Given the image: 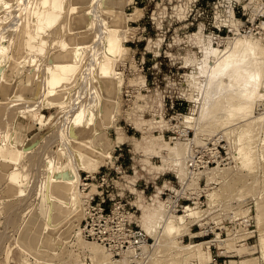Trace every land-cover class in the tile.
I'll return each mask as SVG.
<instances>
[{"label": "rangeland", "instance_id": "rangeland-1", "mask_svg": "<svg viewBox=\"0 0 264 264\" xmlns=\"http://www.w3.org/2000/svg\"><path fill=\"white\" fill-rule=\"evenodd\" d=\"M41 1H0V158L8 159L10 151L16 148L19 152L16 163L22 174L18 190L9 197H0V264H24V261L30 264H79L77 261L98 264L99 258H91L82 244L77 246L86 241L101 246L102 250L104 248L103 251L109 254L110 258L107 259L110 264H124L120 262L124 258L126 264H170L171 256L168 254L175 249L169 247L170 250H167L170 253L165 246L168 248L169 244H177L175 246L182 248L185 243L204 241H209V244H202L203 252L209 248L212 259L200 260L203 256L197 254L191 257L184 249L174 257L183 260L188 256L187 264H264L260 244V238L264 236V219L257 218V205L264 202V124H261L264 121V97L254 100L252 107L254 116L259 117L261 113V122L258 120L256 124H260L261 130L253 127V124L247 126L244 121L241 122L253 117L245 119L235 115L231 119L234 116H229L225 111L220 113V110L216 114L220 118L222 115L221 119L228 116L226 118L231 120L220 123L218 121L221 119L218 120L215 115L205 118L207 121L203 119L207 123L202 124L204 121L199 119L203 118L200 114L205 105V86L208 87L205 83H208L209 66L213 63L208 64L206 73H199L202 62L199 60L204 59V49L208 45L220 50L228 49L238 37L252 41L251 36H255V45L259 40L260 47L264 45V0H86L81 4L82 10L79 9L89 16L83 28L70 27V0H63L64 6L58 18L41 34L40 39H45L47 43L39 48L41 40H37L34 42L35 48L28 49L22 42L27 38L25 31L35 33L31 10L44 9ZM105 12L110 14L106 17ZM110 16L124 20L125 25L120 26L124 28H118L117 33L125 50L113 64L118 86L113 126L107 128L113 144L111 157H106L101 164L92 165L96 168L94 170H79L82 182L78 187L85 206L80 212L79 235L85 241L76 242V237L63 241L58 237L60 233L78 230L74 225L78 219L75 217L60 228L38 225L28 238L25 233L31 222V209L35 208V203L39 205L42 191L44 194L47 190L42 184L45 183L49 160L54 161L59 157L63 165L69 162L70 151L75 144L82 145L78 137H75L77 140L74 138V135L77 136L73 132L77 121L86 122L87 118L93 119L98 114L97 101L100 97L96 80L100 76L98 66L103 58L105 36L110 31ZM83 37L87 39L79 40ZM75 40L79 42L75 47L80 50L75 80H72L64 105L49 107L46 102L44 104V94L46 66L52 63L50 52L61 49V41L69 44ZM228 41L231 42L226 47ZM18 45L22 50L15 57L12 51L15 52ZM261 59L264 60V57ZM262 60L259 59L258 64ZM195 83L199 88L197 84L194 86ZM184 115L194 119L184 121ZM213 118L217 121H213ZM208 119L214 123L209 124L211 121L208 122ZM229 120L232 122L230 126L227 125ZM218 123L230 129L231 133L228 134L227 129ZM222 123H227V126ZM237 123L241 126V132ZM207 125H218L219 128L211 127L216 128L212 133L211 128L206 129ZM244 125L249 130L253 128L251 131H255V134L247 132ZM242 128L244 133L247 132L246 138L248 135L254 138L249 137L248 140L242 136ZM239 136L246 140H240L242 145L252 144L249 145L254 155H251L254 159H251V168L233 158L239 149L236 147L241 144ZM74 140L75 144L72 142ZM178 143H185V149L182 148L185 163L182 162L188 166V171L185 170L183 177L186 179L183 180L179 179L178 166L170 164V161L174 162V157L170 156L174 149L169 148L174 144L178 148L181 145ZM84 160L89 162L87 158ZM212 167L219 169V172L216 171V174ZM210 169L211 174L216 175L214 180L208 181L206 175ZM101 201H104L102 205L108 214L107 224L101 226V230L105 229L104 237L98 234L95 219L93 232L85 229V219L95 215L93 206ZM184 205L195 206L197 211H201L187 217L185 224L173 218L183 230L175 231L171 236L165 235V232H161L160 223L156 230L158 235L156 232L155 235L149 234L146 227L156 224L155 213L164 210L163 214L166 212L176 216L183 213ZM134 229L144 233L140 246L131 244ZM31 238L35 239L34 243ZM169 240L171 243L163 242ZM22 244H27L28 247H25L32 250L43 246L49 252L36 256L30 250H24ZM142 244L146 246L144 249ZM202 255L206 257L204 253Z\"/></svg>", "mask_w": 264, "mask_h": 264}, {"label": "bare ground", "instance_id": "bare-ground-1", "mask_svg": "<svg viewBox=\"0 0 264 264\" xmlns=\"http://www.w3.org/2000/svg\"><path fill=\"white\" fill-rule=\"evenodd\" d=\"M84 1H86V0H70V8L68 10L69 11L68 22H69L70 27H72V28L73 27H82L83 28L87 25V23L89 21V16L86 13H82L83 11L80 12V10H79L82 8L81 4H84L83 3ZM41 4L44 7V9H33V10H31L32 15H33V19H32L33 22L32 23H34V32L35 33L34 34L31 33L32 31L30 32V30L27 32L25 31V33H27V35H26L27 38H25L24 41L22 42L23 43L22 45L26 46V48H28V49L35 48L36 44L34 42H36L37 40L38 41L41 40V43H40L41 45H39V48L40 47L42 48L43 45L47 43V42L46 43L44 42L45 39L44 40L40 39V37L42 36L41 34L43 33V31L45 30L46 27L50 26L51 24H53L56 21L61 10L63 9L64 1L63 0H42ZM30 8H32V7H30ZM28 13H30V11ZM109 14L105 12V16L109 15ZM30 15H31V13H30ZM118 15H120V14H118ZM110 17L111 18H109V20L107 19L109 21L110 31H108L109 33L106 34L107 36H105L104 48H103V58L101 59V63L98 66L100 76L96 80V88H97V92H98L99 97H100L99 100L97 101V102H99L98 107H97V108H99L98 114L93 119L91 117L87 118L88 122L86 120H85L86 122H82L81 121L82 119H80L81 122L77 121L76 125H75V123L72 125V127L75 125L73 132L77 135V136L74 135V138L78 137V139L82 145L78 144V145H80L78 147L77 143L75 144V140L72 141L75 144V146L72 150L73 153H72V151H70L69 148H67V149H69L70 154H71L69 156V157H71V158H69V162H67V163H65V165H63L61 163V161L59 160V157H57V159L54 161H53V159H51V160L48 159L49 161H51L49 164L44 162V164H43L44 166H46L45 164H47V170L45 169L47 172H46L45 180L42 179L45 181V183H43L42 185H45V187H43V188H46L47 190H46V193H44V194H42L43 193V191H42V193H41V195L43 196V197L41 196L42 200L40 199V203L37 202V203H39V205L37 206L35 203V205H34L35 208L31 209V210H33V214H32V218H31V222L28 224V228H27L26 233H25V236L26 237L28 236V238L31 237V235H29V233L38 225H42L43 227L47 226V228L49 226H57V228H60L67 221H69L70 219L75 217L78 219L74 223V225L77 227L78 230L68 231L67 234H61L60 233L58 235V237L62 238L63 241H68L72 237H76L75 238L76 242H78V241L80 242V241L84 240V239H81V237L79 235V230H81L80 226H79V218L82 215V213H80V212H82V210L85 208L84 200L82 199V192L78 187L80 185V183L82 182L79 170L85 169V168H91L94 170L96 168L93 167L92 165L101 164V162L106 157H111V150L113 148V144L110 142V138H109V135L107 132V128L113 126L112 117L114 116V113L116 110L115 96L117 94V86H118L117 79L115 78L116 75L113 74V72H114V69H113L114 65L113 64L115 63L114 60L117 57H119V54L123 50H125L124 49L125 46L121 43V39L119 38L118 33H117L119 30L118 28H124V27H120V26L125 25L124 20H121L120 17H114V16H110ZM14 18H15V16H14ZM121 18H123V17H121ZM10 19H13V18H10ZM10 19H8V20H10ZM121 36L122 35H120V37ZM234 37L237 38V36H233V38ZM251 37H252L251 39L253 42L250 40V38L241 39L238 37L236 40L232 39V41L233 40L234 41L232 42V45L228 49H221L220 50V48L218 49L217 47L212 46V45H208L204 49V54H205L204 59L199 60V61H202L200 63L202 66H200V64H199V67L201 68V72H199V73L203 74L205 71L207 72V70L210 69L209 70L210 75L208 74V76H209V79H207L208 83L207 82L205 83L206 85H208V87L205 86V88H207V91H205V93H204L205 97L202 96L203 99L205 100V102H204L205 105H203L204 107L202 106L203 107L202 110L204 109L203 110L204 114H202L203 113V111H202L200 115L203 116V118H199V119L203 120L205 118L214 117L215 115H217L216 113L220 110V113L225 111L226 113L227 112L229 113V116H234V117H231V119L235 118V115H239V117L242 116V118L245 117V119H249V118L253 117L249 121L244 120V119L241 120V122L244 121L245 125H247V126L250 124H253L254 125L253 127H255L258 120L261 122V119H262V117L260 119L261 113L258 115V112L256 111L257 115L259 117H257L256 115L254 116L252 113L253 112L252 107L254 105L253 104L254 100L256 101L257 98L264 97V70H263L264 67H261V66H264V63H263L264 60L261 59L262 57H264L263 56L264 55V49H263L264 45H262L263 47L261 46L262 48L260 47V45H261V44L259 45L260 40L259 41L257 40L258 42L256 41L257 44L255 45V43H254L255 36H251ZM86 39H87V37H83L79 40L84 41ZM76 41L77 40H75V42H70L69 44H67L66 41H61V49H58V50L56 49V50L50 52V55L48 54L50 56L52 63H51V65L48 64V66H46V72H47L46 74L47 75L45 77L46 94H44V104L46 102V104L49 105V107H54L56 105L62 106L60 104H63V102L66 101L65 99H67L68 93L70 92V90H69V88L71 87L70 85L73 84L72 80H75L74 75L76 72V66H77V63L79 60V55H80V50H78L79 47H75V44L79 43ZM230 42L231 41L227 42L226 47L229 46L228 43L230 44ZM19 45H20V43H19ZM257 45H258V47H257ZM15 48H18V47H15ZM257 48L260 49V51H258ZM255 49L257 50L256 51L257 53H255ZM21 50H22V47L19 46V48L16 51L14 49L15 52L12 51V53H15V54H13L15 56L18 53H20ZM11 54H10L9 58H11V56H12ZM258 55H261V57L260 58L257 57ZM214 58H215V61L213 60ZM258 58L260 60H262V62L259 63L260 66H258L259 65L258 62H260ZM210 62H213V63H211L212 65L209 66L210 67L209 69H206L208 67V64H210ZM254 63H255V65H253ZM2 66H4V65H2ZM193 76H191V77H193ZM194 80H195V78H194ZM119 83H120V81H119ZM197 83H195L194 86H196ZM200 86H202V85H200ZM196 87L199 88L198 84ZM202 87H204V86H202ZM205 88H204V90H205ZM34 94H36V91L34 92ZM94 94H95V92H94ZM95 97H96V95H95ZM259 99H261V98H259ZM255 103L257 104V102H255ZM41 105H42V102H41ZM94 106H96V105H94ZM97 108H95V109H97ZM251 113H252V115H251ZM90 114H91V112H90ZM263 114H262V116H263ZM184 116H185V119H183L184 121L185 120L192 121L194 119V117H191V116H186V115H184ZM247 116H249V117L247 118ZM216 117L218 120H220L223 116L221 115V118H220V116L217 115ZM226 117H228V116H225L224 120L230 119V118H226ZM237 117H236V119L240 121V119ZM214 119L215 118H213L212 120L217 121ZM236 119H233V121H235ZM205 120L207 121V119H205ZM205 120H203L204 122L203 121H200V122L201 123L203 122L202 124L207 123V122H205ZM224 120L221 119L218 122L221 123V121L224 122ZM230 120H229L228 124L226 123L229 126L232 123ZM210 121L208 119V122H210ZM213 121H211L209 124L214 123ZM245 121H248V122H245ZM236 122H238V121H236ZM253 122H256V123H253ZM224 123H222V124H224ZM238 123H237V128H239L240 132H241V126L238 125ZM262 123L264 124L263 120H262L261 124ZM188 124L190 125L189 122H188ZM226 124H224V125H226ZM219 125L221 126V124H219ZM241 125H243V123ZM259 125L260 124H258L256 127L261 128V126H259ZM210 126L214 128L216 125L215 126L210 125ZM244 126H242V127H244ZM205 127H206V129H207V127L211 128V127H209V125H207ZM221 127H224V126H221ZM213 128H211L212 133H213V130L216 129V128L215 129H213ZM217 128H219V127H217ZM224 128L227 129L228 134H229V132L231 133L230 129H228L227 127H224ZM245 128L248 129V127H246V126H245ZM197 129H199V128H197ZM200 129L202 130L203 128H200ZM235 129L236 128H234V130ZM243 129L244 128H242V132L244 133ZM252 129L253 128H251V130ZM251 130L248 129L247 132L250 131V133L252 135L255 132L254 130H257V129H254L253 133ZM199 131H198V133H199ZM223 131H224V129H223ZM204 132H206V131H204ZM247 132L245 131L244 135H242V136L245 137ZM207 133H208V130H207ZM225 133H226V131H224L223 134H225ZM228 134H227V137H228ZM251 135H248V136L250 137V139H253L254 137L251 138L252 137ZM242 136H239L240 138L238 137L239 143L243 142V140H244V139H242V138H244ZM249 137H247V138L245 137V138L249 140ZM240 140H242V141L240 142ZM193 141H194V139H193ZM244 141H246V140H244ZM245 143H248V141L244 142V144ZM249 143H250V141H249ZM176 144H174V145H176ZM180 144L181 143H178V145H180ZM183 144H185V143H183ZM183 144L178 146V148L176 147L177 145L176 146L173 145L174 147L172 146L171 148H169L170 146L167 147L170 150L174 149V151L171 150L174 154L171 153V155H170V156L174 157L173 158L174 162L170 161V164L172 163V164L178 166V171H179L178 176H179L180 180L181 179L183 180V178H185V177H183V174L186 171H188V170H186L188 166L183 165L185 163V160H183L184 159L183 150L185 149L184 148L185 145H183ZM238 145H240L241 147L240 146L236 147L237 149L238 148L239 149H238V151L236 149L237 152L233 155V158H236L240 162V163L239 162L238 163L245 166V167L250 166V164L252 163L251 159H253V158H251V155H253V153L251 154L252 150H250L251 148L249 149V147L252 144L251 145L249 144L250 146L246 145V144H245L246 146L242 145V143L238 144ZM159 148H161V147H159ZM176 148H177V151H175ZM182 148H184V149L182 150ZM157 150H158V147H157ZM186 151H187V149H186ZM18 153H19L18 150L15 148V149H12L10 151V155H9L8 159L7 158H0V197H3V196L9 197V196L13 195L18 190V186L20 185V181H21V177H22L21 171L18 167V164L16 163V161H17L16 159L19 156ZM67 154H69V153H67ZM45 155L47 157V154H45ZM84 158H87L89 160V162H86L84 160ZM164 159H167V158H164ZM182 161H184V163ZM164 162H166V161H164ZM164 164L166 165V163H164ZM164 164H163V166H164ZM169 166H172V165H169ZM251 166H250V168H251ZM211 169L213 170L214 168L212 167ZM211 169H210V171H208V174L206 175V178H208V181L212 180L214 175H216L219 172L218 171L219 169L216 170L217 168L215 167L214 171L215 172L218 171V172H216V174H213V172H212V174H211V171H212ZM226 171H224V172H226ZM231 172H233V171H231ZM218 176H220V174ZM189 184H191V183H189ZM40 187H42V186H40ZM43 188L42 189L40 188V189L45 190ZM39 193H38V195H39ZM211 193H213V192H211ZM257 207H258L257 218L259 220H261V218L264 219V202H261V203L259 202ZM31 208H33V207H31ZM162 208H163V206H162ZM166 209H167V207H166ZM170 209H171V207H170ZM163 211L157 212L159 214L155 213L156 214V224L155 223L154 224L148 223L150 221V219H152V216L149 220H147L146 223H148L149 226L147 224L145 226H148L146 228H147V231L149 232V234L155 235V232H156V235H158V233L156 231L157 226L159 229L160 223H162V226L160 227V229L162 230L161 232H165L166 233L165 235L171 236L170 234L175 233V231L177 232V231L183 230V228L182 229L179 228V227H181L180 224H179L180 226L175 224V222H174L175 219H173V218H176L178 223H183L185 220L187 221V217H192V216L198 214V212H200L201 210L197 211V209H195V206L184 205L183 206V213L176 214V216L172 215V214L168 215V214H166V212H165V214H163ZM28 221H30V220H28ZM195 221H197V220H195ZM184 224H185V222H184ZM160 235H162V234L160 233ZM171 238L172 237H170L169 239H171ZM31 240H32V243H34L35 239L31 238ZM166 240H168V239H166ZM171 240L173 241V239H171ZM73 242H75V241H73ZM163 242L164 243H171L170 240H169V242L168 241H166V242L163 241ZM208 242L209 241H204V242H199V243H187V244L185 243V244H182L183 245L182 248L175 246L177 244H175V245L172 244L171 246L169 244V246H167L168 248H166V246H165L166 250L167 249L170 250V248L171 249L174 248L175 251L178 248L180 250L175 252L172 249L173 253H171L169 250H167L171 253V254H168L171 256V258L168 255L166 256V258L167 259L170 258V260H169V262H171L170 264H187L188 256H186L185 258H182L183 260H180L181 258H178L179 260L175 258L176 255L178 256V253H181L182 252L181 250L184 249V251L187 250L186 253L190 256L193 254H197L200 257L203 256L201 258L199 257L200 260H205V258H208L206 260H210V259H212V255H211L209 248H207L205 250V252H203L204 249H202V244L203 243L209 244ZM223 243L220 242V244H223ZM81 244L84 248H86L89 251V253L91 254L90 255L91 258H99V259H97V260H100L99 263L98 262H94V263L103 264L102 261H105L104 262L105 264H110L109 263L110 261H108V259L110 258V257H108L109 254H107L103 251L104 250L103 247H102L103 248V250H102L100 248L101 246L99 247L95 243L87 242V241L86 242H80V245H77V244L76 245L81 246ZM220 244H219V246H220ZM260 244H261V255H263V258H264V236H262L260 238ZM164 245H168V244H162V246H164ZM25 246L28 247L27 244H22V248L24 250H30L35 255L36 254L46 255L49 252L47 250V248L43 247V246H40L38 248L34 247V250H32V248H26ZM141 247L144 249V247H146V246L144 244H142ZM250 248H252V247L250 246ZM86 249H84V250H86ZM245 249H247V247L243 248V250H245ZM241 250L239 252H241ZM164 253L167 254V252L165 250H164ZM203 253L206 255V257H204V255H202ZM166 254H164V256ZM174 255H175V257H174ZM107 257H108V259H107ZM77 258H79V257H77ZM100 258L101 259L103 258V260H101ZM118 261L119 260H117V262ZM77 262L78 263L80 262L79 264H84V263H81V261H77ZM112 262H114V260H112ZM120 262H124V264H126V262H127L126 258H124ZM24 264H30V263H29V261H24Z\"/></svg>", "mask_w": 264, "mask_h": 264}, {"label": "built area", "instance_id": "built-area-1", "mask_svg": "<svg viewBox=\"0 0 264 264\" xmlns=\"http://www.w3.org/2000/svg\"><path fill=\"white\" fill-rule=\"evenodd\" d=\"M103 202L104 201H101L97 203V206L95 207L93 206V208L95 209V215H91L89 219L88 218L85 219V229L90 233L93 232L94 230L95 223L93 222V220L95 219L98 225L97 227L98 234L101 235L102 237H104L105 229L101 230V226H103L104 224H107L108 222V214L106 212L105 207L102 205ZM143 237H144V233L142 232V230H137V229L132 230V235H131V240H130L131 244L140 246L142 243Z\"/></svg>", "mask_w": 264, "mask_h": 264}]
</instances>
